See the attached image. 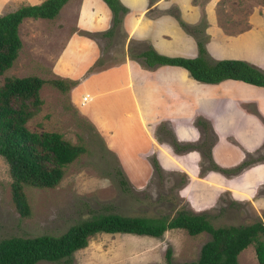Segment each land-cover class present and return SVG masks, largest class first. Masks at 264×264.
<instances>
[{
	"label": "crops",
	"instance_id": "0c3cea01",
	"mask_svg": "<svg viewBox=\"0 0 264 264\" xmlns=\"http://www.w3.org/2000/svg\"><path fill=\"white\" fill-rule=\"evenodd\" d=\"M41 1L0 0V14ZM118 1L126 11L114 25L102 0H67L50 19L24 17L17 26L21 46L9 68L18 58L21 67L37 57L43 42L56 44L55 54L43 58L52 60L45 66L53 78L34 75L43 80L38 92L44 79L64 81L57 90L102 138L131 186L147 185L154 161L160 172L184 179L176 191L182 209L203 213L222 195L261 208L264 87L234 79L199 82L180 66H144L140 53L150 48L193 58L200 39L211 60H240L264 72V4L252 6L242 22L235 16L228 23L219 0ZM81 94L90 101L76 107L72 100ZM141 171L150 177H140ZM253 171L249 181L238 182Z\"/></svg>",
	"mask_w": 264,
	"mask_h": 264
},
{
	"label": "rangeland",
	"instance_id": "374dc122",
	"mask_svg": "<svg viewBox=\"0 0 264 264\" xmlns=\"http://www.w3.org/2000/svg\"><path fill=\"white\" fill-rule=\"evenodd\" d=\"M219 4L226 10L225 22L231 23L237 20L235 16L242 22L252 6L264 4V0H219ZM35 40L34 46L39 41ZM40 45L43 46V52L37 57L26 59L22 68L18 66V58L11 68L0 75V85L3 78L9 76H34L39 72L41 77H49L47 75H50L51 66L47 68L45 65L52 60L43 58L50 53L55 54L56 44L47 45L43 42ZM22 54L27 56L28 52L22 50ZM38 66L44 67V73H41ZM44 80L48 82L41 93L38 92L42 103L26 122L27 129L39 133H60L64 140L83 147L84 152L65 166L64 174L55 187L23 188L30 211L26 217L17 213L11 201L7 165L0 156V239L11 236L59 235L70 225L102 213L149 217L172 215L176 207H185L181 198L176 195L184 180L178 173L160 172L152 161V175L147 185L131 186L102 138L85 124L80 113L78 115L82 117L69 108L65 93L49 83L52 79ZM129 174L132 171L127 172ZM253 174L254 171L247 173L238 182L249 181ZM140 177L149 178L150 172L141 171ZM120 179L124 180V184L119 182ZM259 193L264 194V189ZM255 208L256 210L248 202L222 195L203 213L213 227L249 224L256 220L264 224V205L259 209L257 206ZM208 239L205 232L191 236L178 228L167 229L156 238L132 233L100 232L90 236L86 246L73 252L67 262L42 260L35 264H166V249L170 250V263L178 264L196 259L200 246ZM237 261L239 264H258L252 245L237 255Z\"/></svg>",
	"mask_w": 264,
	"mask_h": 264
},
{
	"label": "trees",
	"instance_id": "16d2710c",
	"mask_svg": "<svg viewBox=\"0 0 264 264\" xmlns=\"http://www.w3.org/2000/svg\"><path fill=\"white\" fill-rule=\"evenodd\" d=\"M67 0H42L24 4L11 12L0 14V75L7 70L21 46L17 26L24 17L53 18ZM112 15L113 25L126 10L118 0H102ZM179 25L190 31L179 16ZM197 54L193 58L166 57L152 49L140 53L144 66L176 65L184 68L196 81L217 83L224 79L241 80L264 87V72L240 60H211L203 41L196 40ZM62 90L63 80H50ZM43 80L36 76L4 77L0 85V156L7 165L10 195L15 210L22 217L29 215L23 188L50 189L64 174V168L76 159L84 148L64 140L60 133L30 131L26 122L42 103L38 90ZM153 165L157 167L153 161ZM121 174V171H119ZM119 182L124 184V180ZM183 229L194 236L205 232L209 239L199 248L196 259L178 264H239L237 255L252 245L258 264H264V224L254 221L242 225L213 227L204 213L178 208L172 215L127 216L102 213L70 225L59 235L34 237L11 236L0 239V264H35L38 261L67 262L72 253L85 247L95 233H132L159 237L167 229ZM166 264L170 250L165 251Z\"/></svg>",
	"mask_w": 264,
	"mask_h": 264
},
{
	"label": "built area",
	"instance_id": "2783aa9c",
	"mask_svg": "<svg viewBox=\"0 0 264 264\" xmlns=\"http://www.w3.org/2000/svg\"><path fill=\"white\" fill-rule=\"evenodd\" d=\"M89 101H90L89 95H87V94H81L77 98H74L72 100V103H73L74 106L80 107V106H83L85 104H88Z\"/></svg>",
	"mask_w": 264,
	"mask_h": 264
}]
</instances>
